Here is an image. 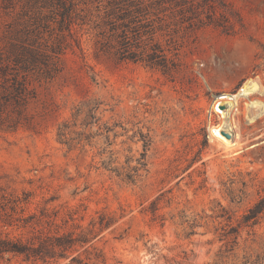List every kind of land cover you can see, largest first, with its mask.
<instances>
[{"label": "rangeland", "instance_id": "obj_1", "mask_svg": "<svg viewBox=\"0 0 264 264\" xmlns=\"http://www.w3.org/2000/svg\"><path fill=\"white\" fill-rule=\"evenodd\" d=\"M165 1L156 41L172 62L166 72L96 56V32L77 28L83 51L67 52L63 78L30 107L53 102L56 117L40 134L0 130V202L55 194L87 207L84 224L114 214L94 241L106 264H264V213L254 228L237 225L264 196V0ZM249 81L256 89L245 95ZM84 98L101 100L103 120L125 129L113 146L120 162L139 157L141 133L149 138L135 184L96 169V149L57 143L56 124ZM160 194L164 227L147 212ZM189 218L191 229L180 225ZM0 264L31 263L6 254Z\"/></svg>", "mask_w": 264, "mask_h": 264}, {"label": "trees", "instance_id": "obj_2", "mask_svg": "<svg viewBox=\"0 0 264 264\" xmlns=\"http://www.w3.org/2000/svg\"><path fill=\"white\" fill-rule=\"evenodd\" d=\"M165 3V0H0V130L25 129L40 134L56 117L58 107L53 102L43 104L38 113H32L30 107L40 102L43 89L63 78L67 52L83 51L77 28L89 26L96 32L100 38L96 42V56L112 55L118 62L170 70L172 62L156 41L162 30L160 14L166 11ZM90 80L97 84L94 76ZM104 111L103 102L97 98L78 101L56 124L55 139L68 151L96 149L92 157V160L99 158L96 169L135 184L141 172L146 171L149 138L141 133L143 151L139 157L126 155L124 162H120L121 151L113 146L124 135L118 129L126 131L119 123L105 122ZM134 137L127 140L134 142ZM127 152H132L130 146ZM162 195L150 203L147 212L152 221L159 220L164 227L165 221L158 214ZM10 196H2L3 204L0 202V259L12 254L31 264L107 263L106 255L94 241L115 221L114 214L96 212V217L84 224L87 207L82 203L72 209L57 204L59 197L55 194L42 197L41 203L35 202L33 192ZM263 213L264 196L242 215L238 228H254ZM195 223V219L189 218L180 225L191 229Z\"/></svg>", "mask_w": 264, "mask_h": 264}, {"label": "bare ground", "instance_id": "obj_3", "mask_svg": "<svg viewBox=\"0 0 264 264\" xmlns=\"http://www.w3.org/2000/svg\"><path fill=\"white\" fill-rule=\"evenodd\" d=\"M258 88V87H257ZM256 89V83L254 81H249L245 87L242 89L245 95H249L250 92L254 91ZM241 91V92H242ZM240 94V93H239ZM243 95V94H242ZM237 97V96H236ZM227 100V99H226ZM217 132V131H216Z\"/></svg>", "mask_w": 264, "mask_h": 264}]
</instances>
